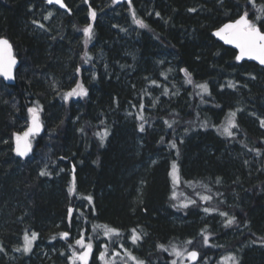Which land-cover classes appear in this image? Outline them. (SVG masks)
Returning <instances> with one entry per match:
<instances>
[{"label": "trees", "instance_id": "1", "mask_svg": "<svg viewBox=\"0 0 264 264\" xmlns=\"http://www.w3.org/2000/svg\"><path fill=\"white\" fill-rule=\"evenodd\" d=\"M64 1L69 12L45 0H0V37L20 61L14 85L0 79V264H10L26 232L37 233L36 243L15 264H35L33 255L41 264H72L81 233L94 247L90 264H109L114 253L125 261L128 251L144 264H171L172 245L197 251L195 264H219L224 255L264 264V69L238 63L212 35L245 10L255 19L252 5ZM88 24L90 40L83 33ZM77 82L88 94L65 102ZM205 83L206 94L196 87ZM36 105L43 131L22 158L14 133L27 129L28 108ZM230 112L237 127L229 137L222 132ZM105 129L101 146L95 133ZM173 162L178 187L169 175ZM189 200L195 203L179 207ZM229 216L235 221L225 227ZM94 225L120 234L106 237ZM132 229L141 237L135 245ZM99 247L105 261L96 260Z\"/></svg>", "mask_w": 264, "mask_h": 264}, {"label": "snow or ice", "instance_id": "2", "mask_svg": "<svg viewBox=\"0 0 264 264\" xmlns=\"http://www.w3.org/2000/svg\"><path fill=\"white\" fill-rule=\"evenodd\" d=\"M49 4H59L61 8L66 7L62 0H46ZM85 3H87V0H85ZM248 4H251L252 7L255 9L256 16L255 19L250 18V12L248 10H245L242 14L238 15V18L230 21L228 23H224L222 26L217 28L212 35L217 37L219 40L223 41L224 44L233 45L236 49H238V54L235 56V59L237 62L243 60L244 58H248L250 60L258 61V63L262 66H264V5L257 6L255 4V0H247ZM189 11H195V9H189ZM52 14L49 13L48 16H45L44 19L47 20L49 16ZM159 16V13L156 14ZM89 16L92 19H95L96 13L91 8L89 9ZM133 18L134 22L141 28H146L147 25L143 22V20L136 19L135 13L133 12ZM33 23L38 24L39 27L43 28V24H39L38 21H33ZM83 33L88 40L92 38V25L88 24L86 27L83 28ZM87 62V61H85ZM17 63L16 58L12 54V45L10 44L9 40L4 37H0V76H3L4 79L10 80L13 78L12 75V69L13 66ZM181 72L184 73L186 82L189 84H192L193 81L191 79V74L187 71V69H180ZM77 72H79V69H77ZM253 79L255 77H252ZM153 84H155V81H153ZM233 85L231 82H229V87H232ZM201 91V93H208V85L205 84H198L196 85ZM87 90L84 88V86L77 82L76 87L71 89L70 91L63 94V99L65 102L68 101L70 97L73 96H86ZM143 107V105H141ZM39 106L36 105L34 107L28 108V113L30 115V120L27 129L23 133H14V139H15V148L14 151L17 156L19 157H25L29 154L30 151H32V143L30 137H34L36 134H38L41 131V121L39 118ZM237 111H241L240 109H237ZM235 117L236 112H230L227 117L226 125L223 127L222 134L225 136H232L233 133L231 129L237 127V124L235 123ZM139 119H143V117H138ZM167 124L168 122L165 121ZM261 127H264V120L260 121ZM171 125H169L170 127ZM144 130L143 124L140 125V131ZM100 139L101 146H103L104 139L108 135L107 130L105 129L103 132H97L95 133ZM170 147L175 148L176 144L173 142L170 144ZM39 175L46 176L49 175V173L45 170H41ZM169 175L173 178V183L177 184L179 183V175H178V168L177 164L175 162L172 163V170L169 173ZM75 191V181L73 178V183L69 187L68 192L71 195ZM175 193H173L172 199H175ZM88 199L89 203H91L92 198L91 196L86 197ZM202 200H210L211 197L209 196H202ZM190 203H195V201L189 200L187 203H181L179 204V207L181 208H187ZM176 207L177 205H173ZM69 217L72 215V209L69 208ZM205 212H209L208 208H204ZM221 216H227V213L220 212ZM235 217H228L225 221V227L230 226L232 223H234ZM95 228H102L104 230V235L106 237L110 235H119L117 229L111 228L107 225H94ZM61 238H67L68 233L62 232L59 234ZM37 239V233L32 232L31 235L26 232L23 236V248H17L15 251H23L24 253H28L32 248V243ZM131 239L132 243L135 245L140 239V235L136 233L135 229H132V235L129 237ZM186 243L191 244L192 241H187ZM204 243H208V237L204 236ZM75 244L82 249V251H72L70 260L72 264H76V261H79L80 264H88L89 255L92 252L93 245L91 243V238H89V242H85L84 234L81 233L80 238L75 240ZM72 247L71 245L69 246ZM107 247V246H105ZM157 247L159 249H162L164 251H168L167 248L163 244H158ZM0 251H3L2 248H0ZM63 254V253H62ZM115 255H119V253H114ZM105 255L106 253L102 251L100 253L99 258L102 261H105ZM170 255H173L179 259H173L171 261V264H184L185 259L187 261L195 262L198 258V252L197 251H188L186 256L183 251H180L177 249L175 245L171 246V252ZM126 256L129 260L134 261V264H144L143 261L138 260L137 257H135L130 251L126 252ZM223 260H231L233 264H238L236 261V258L233 256H228L225 258H222ZM105 264L107 262L105 261Z\"/></svg>", "mask_w": 264, "mask_h": 264}, {"label": "rangeland", "instance_id": "3", "mask_svg": "<svg viewBox=\"0 0 264 264\" xmlns=\"http://www.w3.org/2000/svg\"><path fill=\"white\" fill-rule=\"evenodd\" d=\"M41 124H42V123H41ZM42 131H43V128H42V130H41L40 133L36 134L34 137L31 138V143H32V144H33L34 138H36V136L40 135V134L42 133ZM172 182H173V180H172ZM173 184H174V183H173ZM178 184H179V183L174 184V187H178ZM87 242H88V241H87ZM87 242H86V243H87ZM35 243H36V240L33 241V243H32V248H33V245H34ZM182 246H184V245H182ZM22 248H23V246L21 247V249H22ZM32 248H31V250H32ZM103 248H105V247H103ZM92 249H94V247H93ZM177 249L180 250V251H183V252L185 253V256H186L188 250H187V251H184V249H181V248H177ZM31 250H30L29 252H31ZM80 251H82V249H81ZM102 251H104V249H102V248H100V247L97 249V257H96V260H97V261H98V260H101V259L99 258V256H100V253H101ZM29 252H28V253H24L22 250H21V251H14V253H12V256H11L10 259H9V261H10L9 263H10V264H15L17 261H19L21 258H23V256H27V255L29 254ZM104 252H105V251H104ZM120 256H121V255H120ZM120 256H117V255H116V257H114L113 259H112V257H111V259L109 260V264H132V263H133L132 260H128L127 256H126L127 259H126L125 261H124L123 258L120 257ZM172 256H173V255H172ZM225 257H228V256H227V255H224L223 258H225ZM32 258H33V260L35 261V264H41L40 260H39L35 255H33ZM173 259H179V258L173 256ZM77 262H78V261H77ZM191 263H192L191 261H187L186 259H185V261H184V264H191ZM192 264H193V263H192ZM219 264H233V262H232L231 260H227V261H225V260L221 259V261H220Z\"/></svg>", "mask_w": 264, "mask_h": 264}, {"label": "water", "instance_id": "4", "mask_svg": "<svg viewBox=\"0 0 264 264\" xmlns=\"http://www.w3.org/2000/svg\"><path fill=\"white\" fill-rule=\"evenodd\" d=\"M46 1V0H45ZM132 0H114V2L117 4V5H121V4H123V3H130ZM47 3V2H46ZM62 3L64 4V1L62 0ZM48 5H50V6H56V7H58L59 9H61V10H67V7H64V8H61L60 6H59V4H49V3H47ZM65 5V4H64ZM66 6V5H65ZM214 38L216 39V40H218L219 42H221L224 46H226V47H228V48H231V49H233L235 52H236V55L238 54V49H236L233 45H228V44H224V42L223 41H221V40H219L217 37H215L214 36ZM11 44V43H10ZM12 45V44H11ZM12 54H13V56L16 58V61H17V63L13 66V69H12V75H13V78L12 79H10V80H6V79H4V77L3 76H0V79L6 84V85H14L15 84V76H16V71H17V69L19 68V66H20V61H19V59L15 56V54H14V50H13V47H12ZM242 62H250V63H254V64H256V65H258V66H260L261 68H263L264 69V66H262V65H260L259 63H258V61H255V60H250V59H248V58H244L243 60H241V61H239L238 63H242ZM42 125V124H41ZM41 130H42V127H41ZM41 132V131H40ZM39 132V133H40ZM31 138V137H30ZM14 148H15V143H14ZM15 152V151H14ZM30 153V152H29ZM29 155V154H28ZM26 157V156H25ZM22 158H24V157H22ZM191 251H195V250H191ZM199 254V253H198ZM92 255H93V250H92V252L90 253V255H89V259H88V264H90L91 263V261H92ZM198 259H199V255H198V258H197V260L195 261V262H192L193 264H195V263H197V261H198Z\"/></svg>", "mask_w": 264, "mask_h": 264}, {"label": "flooded vegetation", "instance_id": "5", "mask_svg": "<svg viewBox=\"0 0 264 264\" xmlns=\"http://www.w3.org/2000/svg\"><path fill=\"white\" fill-rule=\"evenodd\" d=\"M64 1V0H63ZM64 4L66 5V3H65V1H64ZM67 6V5H66ZM53 7H55V6H53ZM63 11H65V12H69V8L67 7V10H63Z\"/></svg>", "mask_w": 264, "mask_h": 264}]
</instances>
